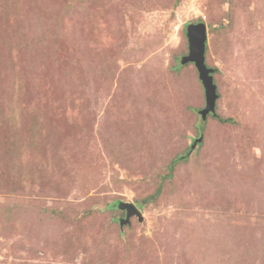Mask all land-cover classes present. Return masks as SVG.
I'll return each instance as SVG.
<instances>
[{"label": "rangeland", "instance_id": "rangeland-1", "mask_svg": "<svg viewBox=\"0 0 264 264\" xmlns=\"http://www.w3.org/2000/svg\"><path fill=\"white\" fill-rule=\"evenodd\" d=\"M0 264H264V0H0Z\"/></svg>", "mask_w": 264, "mask_h": 264}, {"label": "water", "instance_id": "water-1", "mask_svg": "<svg viewBox=\"0 0 264 264\" xmlns=\"http://www.w3.org/2000/svg\"><path fill=\"white\" fill-rule=\"evenodd\" d=\"M187 34L189 38V54L181 60L182 64H195L199 71L200 79L205 87L206 108L200 113L203 120H206L209 114L216 115L217 100L219 98L218 87L213 76L214 70L210 68L206 61L207 43H208V27L205 23L191 24L188 26ZM200 138L196 141L194 147L202 141ZM119 208L126 211V218L121 219V226L130 224L133 216L143 221L141 210L133 203L121 202Z\"/></svg>", "mask_w": 264, "mask_h": 264}, {"label": "trees", "instance_id": "trees-1", "mask_svg": "<svg viewBox=\"0 0 264 264\" xmlns=\"http://www.w3.org/2000/svg\"><path fill=\"white\" fill-rule=\"evenodd\" d=\"M178 63H179V65H178L177 68H182V67L184 66L180 60H179ZM216 117L219 118L220 121L223 122V123H226V122H227V123H228V122H234L233 119H231V118H223V117H221L220 115H216ZM180 160H181V157L175 159L174 161H172V163H171L170 166H169V173L163 178V180H162V184H163L165 178H171V177H173V172H174V170H175V168H176V166L178 165V163H179ZM161 191H162V189H161V187H160V188L157 190V192H156L155 194H152V195L146 197V199H144V200H142V201H140V202H137V207L141 210L145 205L157 201L158 198H159V196H160V194H161ZM120 203H121V202H120ZM120 203L117 202V203H115V204H112L111 207H114V206H115V207H119V204H120ZM119 209H120V208H119ZM123 214L125 215V213H123ZM125 217H126V216H125ZM125 217H124V218H125ZM119 223H120V225H121V219H119Z\"/></svg>", "mask_w": 264, "mask_h": 264}]
</instances>
